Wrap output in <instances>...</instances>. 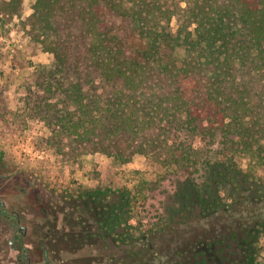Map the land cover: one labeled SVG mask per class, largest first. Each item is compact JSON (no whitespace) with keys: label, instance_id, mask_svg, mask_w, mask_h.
I'll return each instance as SVG.
<instances>
[{"label":"trees","instance_id":"trees-1","mask_svg":"<svg viewBox=\"0 0 264 264\" xmlns=\"http://www.w3.org/2000/svg\"><path fill=\"white\" fill-rule=\"evenodd\" d=\"M31 24L53 58L5 76L0 126L48 129L50 188H92L63 176L97 153L143 159L69 194L126 246L113 264H262L264 0H36Z\"/></svg>","mask_w":264,"mask_h":264},{"label":"rangeland","instance_id":"rangeland-1","mask_svg":"<svg viewBox=\"0 0 264 264\" xmlns=\"http://www.w3.org/2000/svg\"><path fill=\"white\" fill-rule=\"evenodd\" d=\"M35 1L0 0V72H3L0 85L6 83L4 78L11 72L18 74L52 61V53L42 43L43 36L31 24ZM171 28L177 29L176 18L171 20ZM9 128L0 126V151H4L0 152V176L11 175V179L0 178V197L7 205L11 202V212L19 213L21 224L27 227L25 243L29 255L38 261V243L43 241L54 264H113L126 246L118 244L109 234H101L95 212L69 194L110 183L121 187L124 173L141 169L143 159L138 157L120 165L111 157L97 153L75 167H80L76 174L71 176L69 168H65L66 178L63 176L65 182L74 178L92 188H50L47 183L62 176L63 165L41 145L48 129L34 123L22 135L12 137ZM239 161L246 168L247 160ZM42 208L47 211L43 212ZM5 227V220H0V264H18L10 252V237ZM261 247L264 264V239Z\"/></svg>","mask_w":264,"mask_h":264},{"label":"flooded vegetation","instance_id":"flooded-vegetation-1","mask_svg":"<svg viewBox=\"0 0 264 264\" xmlns=\"http://www.w3.org/2000/svg\"><path fill=\"white\" fill-rule=\"evenodd\" d=\"M0 178L3 180L11 179V175L8 177L1 175ZM42 210L43 212L47 211L46 208H42ZM2 219L5 220V229L8 231L10 237L8 240L10 252L12 251V254H14L18 264H54L51 260V253L44 245L43 241L38 243V261H35L33 257L29 255V246L25 243L27 227L21 224L22 219L19 213L14 211L11 212V202L7 205V203L0 197V220Z\"/></svg>","mask_w":264,"mask_h":264}]
</instances>
